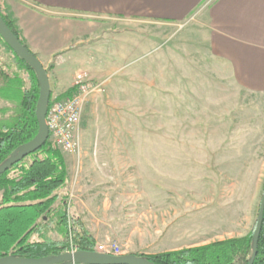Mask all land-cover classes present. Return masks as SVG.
Returning a JSON list of instances; mask_svg holds the SVG:
<instances>
[{"label":"rangeland","instance_id":"obj_1","mask_svg":"<svg viewBox=\"0 0 264 264\" xmlns=\"http://www.w3.org/2000/svg\"><path fill=\"white\" fill-rule=\"evenodd\" d=\"M104 24L116 34L132 31L136 42L128 59L98 68L100 78L78 74L101 89L80 120V155L57 149L67 179L54 206L78 216L84 227L85 220L98 241H113L126 255L161 254L164 236L154 228L161 203L172 208V238L179 248L250 234L264 192V92L230 81L199 20ZM111 43L123 47L120 36ZM6 74L29 88L30 73L0 38V77ZM55 86L52 75V98ZM14 107L0 100V121ZM137 208L145 216L139 235L130 227ZM128 239L134 244L129 250ZM71 249L69 240L64 253Z\"/></svg>","mask_w":264,"mask_h":264},{"label":"crops","instance_id":"obj_2","mask_svg":"<svg viewBox=\"0 0 264 264\" xmlns=\"http://www.w3.org/2000/svg\"><path fill=\"white\" fill-rule=\"evenodd\" d=\"M5 4L27 49L46 70L52 67L48 79L51 88L54 76L55 98L75 86L78 74L98 79L104 75L98 68L130 57L135 33L116 34L113 27H104L105 20L127 25L143 20L169 25L199 20L211 54L230 81L239 89L264 92V0H5ZM116 35L121 37V49L109 45ZM156 210L154 228L164 236L160 253L188 248H179L172 238L171 206L161 203ZM131 220L133 233L139 235L145 220L139 208ZM130 241L126 240L128 250L134 246Z\"/></svg>","mask_w":264,"mask_h":264},{"label":"trees","instance_id":"obj_3","mask_svg":"<svg viewBox=\"0 0 264 264\" xmlns=\"http://www.w3.org/2000/svg\"><path fill=\"white\" fill-rule=\"evenodd\" d=\"M1 3L0 0V20L27 49L12 15ZM4 46L10 51L5 43ZM16 59L30 73V86L26 89L24 80L17 76L6 74L0 77V100L15 105L12 115L0 121V165L33 139L38 131L35 118L37 78L22 60ZM75 89H69L58 100L72 96ZM8 111L2 110L3 113ZM27 158L30 161L26 163ZM12 171L17 173L16 176H10ZM66 179L64 159L49 137L41 148L0 176V258H56L64 254L70 240L75 252L81 253L77 264H91L89 255L96 253L93 237L78 216L69 217L63 206H54ZM253 230L240 238L137 257L150 264H248L252 254ZM253 264H264V215Z\"/></svg>","mask_w":264,"mask_h":264},{"label":"water","instance_id":"obj_4","mask_svg":"<svg viewBox=\"0 0 264 264\" xmlns=\"http://www.w3.org/2000/svg\"><path fill=\"white\" fill-rule=\"evenodd\" d=\"M0 38L10 51L22 60L36 75L38 82V98L35 106V118L38 125L37 134L29 142L12 153L7 161L0 165V176L9 171L24 157L34 153L41 148L49 137L45 118L50 102V85L46 69L39 63L37 58L26 49L19 40L7 30L0 20ZM264 215V192L259 205L258 216L252 236V254L248 264H253L257 255V246L263 224ZM81 253H64L56 258L46 257L42 259H20L4 256L0 258V264H77ZM91 264H150L144 259L135 255L110 256L94 253L89 255Z\"/></svg>","mask_w":264,"mask_h":264},{"label":"built area","instance_id":"obj_5","mask_svg":"<svg viewBox=\"0 0 264 264\" xmlns=\"http://www.w3.org/2000/svg\"><path fill=\"white\" fill-rule=\"evenodd\" d=\"M72 96L58 100L52 98L49 102L45 123L53 146L61 153L80 155L79 124L84 109L93 94L100 92L101 85L84 79L78 75ZM95 252L110 256L124 255L119 245L106 241L95 247ZM70 253H75L71 249Z\"/></svg>","mask_w":264,"mask_h":264}]
</instances>
